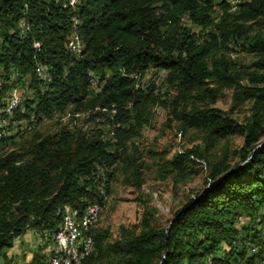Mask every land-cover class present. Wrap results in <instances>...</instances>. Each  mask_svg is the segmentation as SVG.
<instances>
[{"label": "trees", "instance_id": "trees-1", "mask_svg": "<svg viewBox=\"0 0 264 264\" xmlns=\"http://www.w3.org/2000/svg\"><path fill=\"white\" fill-rule=\"evenodd\" d=\"M73 1L0 0V107L17 87L23 99L13 121L34 122L26 135L0 141V264H49L40 253L16 261L7 252L30 230L49 243L67 209L81 214L93 201L104 207L119 166L140 187V163L130 149L156 104L201 140L161 156L156 174L186 180L204 163L205 187L173 212L167 234L151 211L137 229L121 226L114 239L99 220L91 229L93 250L80 264H159L165 244L162 264H264V87L243 85L225 52L233 45L257 56L249 79L264 80L258 71L264 69V0H243L236 11L224 0ZM75 31L77 54L68 47ZM149 66L166 71L171 98L161 99L154 84L138 85ZM92 77L101 86L93 92ZM225 85L235 97L254 100L246 121L199 106L213 103ZM91 116L98 124L81 127L80 117ZM101 116L115 142L101 138ZM44 117L57 124L39 130ZM235 134L243 137L237 160L229 147L212 154Z\"/></svg>", "mask_w": 264, "mask_h": 264}, {"label": "rangeland", "instance_id": "rangeland-1", "mask_svg": "<svg viewBox=\"0 0 264 264\" xmlns=\"http://www.w3.org/2000/svg\"><path fill=\"white\" fill-rule=\"evenodd\" d=\"M229 48L230 49L225 52L231 61V66L236 71H240L241 75H244L240 82L243 85L249 86H252L253 83H257L264 87V80L256 78L257 81L252 82L249 79L251 76L250 73L256 69L252 64L258 57L240 51L238 46L233 47V45H229ZM244 71H246L245 74H242ZM258 71L262 72L264 69H258ZM130 73L134 74L136 72L133 71ZM137 73L139 75V72ZM131 74L129 76H131ZM94 78L95 82H98L97 78ZM136 80L138 85L143 89L154 84V93L159 95L161 99L171 98L172 95L175 94L173 88L170 87L166 81V71L161 69L157 70L149 66ZM28 93L31 94L32 92L29 90ZM241 97L242 96L239 98L235 97L233 86L228 87L225 85L221 88L213 103L206 100L204 103H200L199 106L210 104L209 106H214L229 112L235 121L243 122L250 118L254 100H241ZM69 108L72 109L71 107ZM68 112L69 110H66L65 113ZM91 113L92 112H90V115ZM44 118L45 119H42L36 126H42L39 127V130L49 129L51 123L57 124L53 119H49L48 117ZM58 118L59 117L55 118V120ZM87 118L88 117H80L81 127L89 128L93 125L95 126L96 123L98 124L96 121L97 117L94 121L90 119L92 116ZM171 118L172 115L168 107L156 104L152 108L149 124H146L140 129V134L137 136V139L133 141L135 146H131L130 152L135 158H138L137 163H140L139 179L142 182L140 187L135 185L134 180L131 175H129V171H124L122 166L118 167L109 183V192L108 195L106 193L107 196L103 203L104 207L100 215L101 219L99 218L100 221L98 226L108 229L111 233V239L118 236L121 226L137 229L141 224L143 215L148 211L153 213V220L156 225L167 226L173 212L179 208L188 197L201 191V189L205 187L207 168L204 163L196 165L197 171L186 180L176 181L171 176L161 179L156 174L157 162L161 156L165 155V158H170L175 152H181L185 148L200 144L199 142L201 141L200 135L195 130L187 129L186 131H182L179 121L176 119L170 120ZM103 119V116L99 117V126L108 123L107 120ZM70 120L72 121L71 117ZM57 121H59V119ZM242 142V136L238 134L231 135L228 138L222 139L211 152L213 155L218 156L225 147H229L230 154L234 156L235 161L238 159L236 153L242 145ZM149 150L152 151L151 155L148 153ZM47 242L48 239L46 236H40L37 232L30 230L20 235L15 240L13 247L8 250L7 254L16 261H29L35 253L45 255L46 258L49 259L48 254L45 253V245H47Z\"/></svg>", "mask_w": 264, "mask_h": 264}, {"label": "bare ground", "instance_id": "bare-ground-1", "mask_svg": "<svg viewBox=\"0 0 264 264\" xmlns=\"http://www.w3.org/2000/svg\"><path fill=\"white\" fill-rule=\"evenodd\" d=\"M224 1L228 3L230 11H236L238 9L239 4L242 3L243 0H239V4H232V0ZM68 47L72 51V53L77 54L81 48V45L79 44L76 38H72L68 42ZM2 83L3 80L0 78V88L2 86ZM16 90L17 87L10 89L9 94H7L8 96L4 99L5 101L3 106L0 107V141L3 139V135H7V137H9L10 135L14 136L15 134L20 136L26 135V132L31 130L33 127V123L13 121V111L23 99V92H21L22 90ZM9 126L11 128H9ZM102 126L103 131L101 133V138L103 139V141L115 142L112 128L109 127L108 124H103ZM100 171H102V168H100ZM106 180V175L103 174L101 177V181L98 185L100 193L104 196L106 195ZM102 210L103 207L101 206V203H98V201H93L89 203L81 214H79L75 210H65V213L67 214V222L69 223L68 238L66 240V243L62 241V217V223L60 225V228H58L59 230L54 235L52 234L53 236L50 239L51 241L47 243V245H45V253H47L50 258L49 264H66L67 262H77V264L82 263L81 261L83 260V258L89 255L93 250V243L89 235L90 228L92 229L97 224ZM78 236H89L84 254L79 259L78 249H84V239H78Z\"/></svg>", "mask_w": 264, "mask_h": 264}, {"label": "built area", "instance_id": "built-area-1", "mask_svg": "<svg viewBox=\"0 0 264 264\" xmlns=\"http://www.w3.org/2000/svg\"><path fill=\"white\" fill-rule=\"evenodd\" d=\"M73 2L78 3V2H76V0ZM232 4H239V0H232ZM75 35H76V39H78V34L76 31H75ZM94 79H95L94 77L91 78V90L92 89H100L101 88L100 84L98 82H95ZM16 91H18V88ZM11 101H12V99H11ZM32 123H34V122H32ZM62 216H63L62 241H64L66 243V240L68 238V225H69V223L67 222V214L65 212H62ZM90 236H91V228H90ZM88 238H89V236H78V239H84V249H78V259L81 258L82 255L84 254L85 248L87 247ZM78 259H77V261H78ZM66 264H77V262H67Z\"/></svg>", "mask_w": 264, "mask_h": 264}, {"label": "water", "instance_id": "water-1", "mask_svg": "<svg viewBox=\"0 0 264 264\" xmlns=\"http://www.w3.org/2000/svg\"><path fill=\"white\" fill-rule=\"evenodd\" d=\"M264 143V142H263ZM262 143V144H263ZM262 144H260V145H262ZM259 145V146H260ZM259 146H257L255 149H257ZM220 179V178H219ZM170 225H171V222H169V224L166 226V228H165V234H167V232H168V230H169V228H170ZM166 254H167V245L165 244V249H164V254H163V257H162V260L159 262V264H162V262H163V260H164V258H165V256H166Z\"/></svg>", "mask_w": 264, "mask_h": 264}]
</instances>
